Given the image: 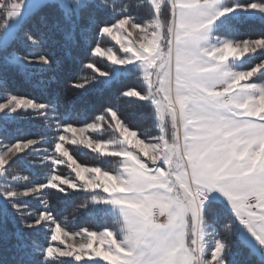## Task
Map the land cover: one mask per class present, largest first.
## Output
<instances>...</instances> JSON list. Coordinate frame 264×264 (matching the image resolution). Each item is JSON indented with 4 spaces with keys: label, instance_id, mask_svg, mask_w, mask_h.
<instances>
[{
    "label": "snow or ice",
    "instance_id": "1",
    "mask_svg": "<svg viewBox=\"0 0 264 264\" xmlns=\"http://www.w3.org/2000/svg\"><path fill=\"white\" fill-rule=\"evenodd\" d=\"M143 6L147 20L109 0H77L71 11L62 0H0V88H8L10 73L22 72L31 81L35 72L63 71L78 59L83 64L78 54L88 49V60L106 57L110 66L139 67L141 87L121 96L148 101L159 128L156 136L138 137L115 105L91 120H68L64 114L78 104L61 100L55 78L40 81L52 96L46 102L5 95L0 113L32 112L57 133L46 183L24 176L18 184L13 170L20 154L35 151L43 139H0V181L8 185L0 184V191L12 209H0V245L16 249L15 264H36L37 257L39 264H237L230 256L240 241L228 236L237 223L260 246L264 264V83L252 79L264 72V61L248 71L233 66L246 53L264 49V33L255 39L233 35L253 22L247 13H259L264 24V0H144ZM105 13L111 19H102ZM217 21L226 29L223 35L213 32ZM103 37L119 46L116 51L101 47ZM18 47L23 56L16 55ZM87 67L99 76L110 74L92 62ZM94 81H69V87L84 90ZM109 130L115 139L106 142L85 135ZM66 143L123 157L122 168L113 173L83 167ZM59 165L74 174H57ZM53 189L90 193L84 209L110 205L119 216L101 230L74 232L51 207L34 213L24 202ZM213 193L230 205L222 224ZM38 226L49 228L46 242L33 239ZM77 236L79 245L68 242Z\"/></svg>",
    "mask_w": 264,
    "mask_h": 264
},
{
    "label": "trees",
    "instance_id": "2",
    "mask_svg": "<svg viewBox=\"0 0 264 264\" xmlns=\"http://www.w3.org/2000/svg\"><path fill=\"white\" fill-rule=\"evenodd\" d=\"M109 3H115L117 6L125 5L126 10L132 11V14L139 19L146 20L149 18L148 9L143 6L144 0H109ZM127 6H131V8ZM67 8L69 11L72 10V8ZM245 18L253 22L240 26L233 34L235 38L255 39L264 33V24L260 23V15L247 13L245 14ZM102 19H111V15L108 13L102 14ZM225 31L226 29L221 26L219 21L215 26L214 32L218 35H223ZM104 41L105 39L103 37L98 42L102 46L104 45ZM111 42L115 44L113 41ZM263 52L261 51V55ZM259 53L250 56L251 58L249 57L250 59L248 61L241 64V67L248 66V63L258 62L261 57V55H257ZM24 54L25 50L22 47L16 49V55L23 56ZM88 54V49H83L79 52V58L84 59L83 64L78 59L63 71L53 69L45 73L35 72L31 81L23 80L22 72L10 73L8 88L6 90L0 88V102H3L5 95L12 93L28 98H35L40 102H46L52 96L43 90L40 86V81H52L55 78L61 100L67 101L68 99L74 98L78 104L76 109L64 114L68 120H77L80 122L91 120L95 115L102 112L106 106L115 105L119 110V114L125 120V123L133 130H136L141 138L143 136H154L158 130V126L153 115L154 109L150 103L139 100L136 97L121 96V93L128 88L141 87L142 76L138 74L140 69L130 67L128 71L123 72L125 69L122 68V72L115 74L113 67L110 66L106 59L92 57L88 60ZM8 59L14 68L19 67L11 57ZM89 62L94 63L96 67L108 71L110 74L107 76H99L95 68L90 69L87 67ZM91 79H95V81L84 90L71 89L69 87V81L83 82L87 86V81ZM256 80L264 81V72L257 74ZM48 123H52V121ZM56 134L52 128L46 126L43 118H37L32 112L18 110L16 113H0V139H3L6 143H14L17 139L21 138L43 139L40 144L35 146L37 148L35 151L29 150L28 153L20 154V161L13 169L14 174L19 178L18 184L25 183L23 180L24 176L30 177L32 183L47 182L48 176L52 173L51 164L47 161L51 158L50 153L52 152L53 140ZM91 134L95 138L103 141H107L110 138L115 139L111 130L104 132L100 136L94 133ZM65 147L69 149L77 163L83 167H101L102 170L116 172L122 165L123 157L105 156L98 151L88 149L85 145H71L66 143ZM55 171L57 174L64 176L74 174L65 165L57 166ZM0 184L5 188L8 186L3 184L2 181H0ZM90 197L91 194L87 192L69 190L67 193H60L53 189L45 190V194L42 197H25L24 202L27 203L30 210L34 213L51 207L54 210V215L60 218L62 226L66 224L72 231H79L83 228L101 230L103 227L114 225L119 216V211L109 205H95V211L84 209L82 205L89 203ZM213 203L221 210L220 223L222 224L223 218H226L228 214L230 205L224 198H217ZM0 209H7L9 212L12 211L2 191H0ZM14 227L15 225L10 221L9 229L12 230ZM32 234L34 235L33 239L46 242L50 236V230L46 226H38ZM228 236L233 241H240L238 247L233 250L234 255L230 256V259L236 260L237 264H260L261 257L257 254L258 251L254 250L242 239L238 223L236 232L230 231ZM17 258L15 248L11 245H0V264H15ZM78 263L80 264L81 262ZM36 264H39V257H37Z\"/></svg>",
    "mask_w": 264,
    "mask_h": 264
},
{
    "label": "rangeland",
    "instance_id": "3",
    "mask_svg": "<svg viewBox=\"0 0 264 264\" xmlns=\"http://www.w3.org/2000/svg\"><path fill=\"white\" fill-rule=\"evenodd\" d=\"M248 14H252V13H248ZM253 14H258L259 15V13H253ZM149 19V18H148ZM162 19H163V17H162ZM147 20V19H146ZM214 32V31H213ZM216 34V33H215ZM109 37H104V39H105V41L103 42L104 43V45H102L101 47L102 48H106V49H111L112 51H116V49L119 47L118 45H116V44H113L111 41H113L111 38H109ZM133 38H137L136 36H135V33H133ZM114 42V41H113ZM115 43V42H114ZM261 51H264V49H262V50H257V52H255V53H259V54H257V55H261ZM255 53H252V52H249V53H246L242 58H240V59H238V60H234L233 61V66H234V68H235V70H237V71H248V70H251L253 67H255L254 65L256 64H259L261 61H264V52H263V54L261 55V57H260V59L258 60V62H256V63H252V64H249L248 63V66H242L241 67V64H244V62L245 61H248L251 57L250 56H252V55H254ZM117 54H119V53H117ZM250 57V58H249ZM102 58H104V59H106V57H102ZM107 60V59H106ZM108 63L110 64V62L108 61ZM238 64H239V66H238ZM112 67H113V72L115 73V74H118V73H120V72H122V68L123 69H125V70H123V72H126V71H128V69L130 68V67H136V68H139L138 66H136V65H127V66H118V65H111ZM121 67V68H120ZM112 75H113V73H112ZM256 78H257V76L256 77H253L252 79H253V81H255L256 83H258V84H261V83H264V81L263 80H256ZM11 112H9L8 110H6L5 111V114H10ZM133 130V129H132ZM159 134V128H158V130L156 131V133L154 134V136H156V135H158ZM85 135H86V137H91L92 139H94V140H96L97 138H95V136H93L91 133H85ZM138 137H140L141 138V136H139L138 135ZM150 137H152V136H150ZM108 141V140H107ZM106 142V141H105ZM66 145V144H65ZM106 150L107 151H111L112 150V146H107L106 147ZM145 159H147V158H145ZM89 168H91V167H89ZM120 168H122V165L120 166ZM119 168V169H120ZM113 173H115V172H113ZM52 174V173H51ZM50 174V175H51ZM4 193V192H3ZM110 206V205H109ZM110 207H112V206H110ZM113 208V207H112ZM115 209V208H114ZM117 211H118V209H116ZM239 224V223H238ZM240 225L241 224H239V231H240ZM80 231V230H79ZM79 231H74V232H79ZM243 238V240L247 243V242H249V243H247V244H250L251 246H252V248L254 249V250H257L258 251V249H257V247H256V245H254L253 243H252V241L250 240V239H248V240H246L244 237H242ZM210 239H211V237H210ZM69 243H76L77 245H79V243H81L82 241H81V238L79 237V236H77L76 238H75V241H73V240H69L68 241ZM66 259H71V258H66ZM76 264H79L78 262H76ZM80 264H83V262H81ZM103 264H107V262H103Z\"/></svg>",
    "mask_w": 264,
    "mask_h": 264
},
{
    "label": "crops",
    "instance_id": "4",
    "mask_svg": "<svg viewBox=\"0 0 264 264\" xmlns=\"http://www.w3.org/2000/svg\"><path fill=\"white\" fill-rule=\"evenodd\" d=\"M62 2L63 3H65L66 4V7H69V8H74V6H75V4H76V2H77V0H62ZM222 19V18H221ZM218 22L219 21H217V24H218ZM216 24V25H217ZM216 25H214L213 26V31H214V29H215V26ZM215 33V32H214ZM212 196H214V197H217V198H224V199H226V197H223V195L222 194H220V193H213L212 194ZM227 200V199H226ZM161 219H163V217H161ZM240 235H241V237H244L246 240H248V239H250L251 241H252V243L254 244V245H256V247H257V249L260 247L259 245H258V243L254 240V238L250 235V233H248V231L246 230V227L245 226H243V225H240ZM243 239V238H242ZM247 243H249V242H247ZM250 245V244H249ZM251 246V245H250ZM252 247V246H251ZM259 250V249H258Z\"/></svg>",
    "mask_w": 264,
    "mask_h": 264
},
{
    "label": "bare ground",
    "instance_id": "5",
    "mask_svg": "<svg viewBox=\"0 0 264 264\" xmlns=\"http://www.w3.org/2000/svg\"><path fill=\"white\" fill-rule=\"evenodd\" d=\"M40 148V147H39Z\"/></svg>",
    "mask_w": 264,
    "mask_h": 264
}]
</instances>
